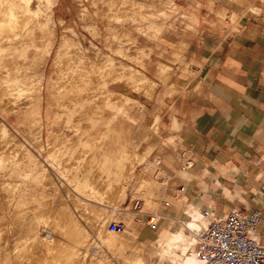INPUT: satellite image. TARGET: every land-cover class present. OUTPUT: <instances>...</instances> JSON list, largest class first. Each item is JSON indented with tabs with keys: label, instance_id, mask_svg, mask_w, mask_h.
I'll return each mask as SVG.
<instances>
[{
	"label": "rangeland",
	"instance_id": "obj_1",
	"mask_svg": "<svg viewBox=\"0 0 264 264\" xmlns=\"http://www.w3.org/2000/svg\"><path fill=\"white\" fill-rule=\"evenodd\" d=\"M208 1L56 0L57 39L73 45L60 65L55 46L41 102L7 107L0 82V123L25 148L0 161V264L156 263L157 237L175 225L160 222L153 231L146 214L164 216L159 204L174 201L164 196L171 173L161 163L168 154L149 101L154 80L165 79L174 60L176 41L190 27L202 31ZM66 77L79 89L73 114L58 102L57 84ZM36 119L43 128L33 139ZM7 145L0 154L13 152ZM137 201L141 214L133 210ZM57 214L50 225L57 237L49 242L45 221ZM185 220L178 228L191 241ZM114 224L124 231L113 232ZM37 229L46 243L32 241Z\"/></svg>",
	"mask_w": 264,
	"mask_h": 264
},
{
	"label": "crops",
	"instance_id": "obj_2",
	"mask_svg": "<svg viewBox=\"0 0 264 264\" xmlns=\"http://www.w3.org/2000/svg\"><path fill=\"white\" fill-rule=\"evenodd\" d=\"M203 8L202 31L190 27L176 41L165 79L154 80L149 102L171 173L164 196L174 202L159 204L164 216L146 214L155 229L146 225L180 228L202 210L214 218L258 212L255 240L264 246V0H209ZM191 232L158 264H201Z\"/></svg>",
	"mask_w": 264,
	"mask_h": 264
},
{
	"label": "bare ground",
	"instance_id": "obj_3",
	"mask_svg": "<svg viewBox=\"0 0 264 264\" xmlns=\"http://www.w3.org/2000/svg\"><path fill=\"white\" fill-rule=\"evenodd\" d=\"M55 5L56 0H0V82L6 86L7 107L18 108L20 106L26 110L32 104L38 105L43 96L45 68L55 46L59 42L55 60L56 64L60 65L62 58L67 53L66 51L73 45V42L64 37L60 40L57 39L56 21L54 19ZM38 61L41 62L39 66ZM74 84V79L67 77L57 84L58 102L65 104V101L68 104L65 105L72 109L70 114L77 111V105L79 104L76 98L77 94L74 96L79 89H72ZM65 96L67 98H64ZM73 97H75V100H73ZM85 101H89V99ZM69 105H73V108ZM35 122L36 133L33 139L41 136L43 128L41 119H36ZM0 132V151L5 144H10L6 146L8 149L11 145L15 146L12 147L13 152L8 153L6 156L0 154V161L5 158L14 160L21 152L25 151L24 146L15 138V135L10 134L4 123H0ZM57 217L58 214L48 216V220L45 221L44 228L50 229L51 233L49 242L57 237L55 228L50 226L58 223ZM186 217L188 219L185 226L186 230L194 233L195 230L197 231L201 227L202 221L198 214H189ZM76 229L74 227L72 230L74 236L77 233ZM40 231L41 229H37V232H34L32 241L39 240L46 243ZM78 236L77 233L75 236L77 240L80 239ZM59 239H62V237L59 236ZM185 240L186 235L179 228L162 231L157 237V242L165 245V247L155 250L156 252L153 255L155 264L159 263L169 251H172L171 245L173 243L184 242ZM26 241L28 242L29 238H26ZM186 251L187 247H184L182 253L185 254ZM171 255L173 254L171 253Z\"/></svg>",
	"mask_w": 264,
	"mask_h": 264
},
{
	"label": "built area",
	"instance_id": "obj_4",
	"mask_svg": "<svg viewBox=\"0 0 264 264\" xmlns=\"http://www.w3.org/2000/svg\"><path fill=\"white\" fill-rule=\"evenodd\" d=\"M179 192L183 193L184 188L181 187ZM168 205V202H164V206ZM141 206V203L137 201L133 205V210L141 214ZM198 215L202 224L195 234V258L199 263L264 264V246L255 240V234L261 222L258 212L243 213L232 210L225 217L214 218L210 211L202 210L198 212ZM156 223L157 219L154 217L147 220L151 229L156 228ZM110 229L116 233L124 231L121 224H114Z\"/></svg>",
	"mask_w": 264,
	"mask_h": 264
}]
</instances>
